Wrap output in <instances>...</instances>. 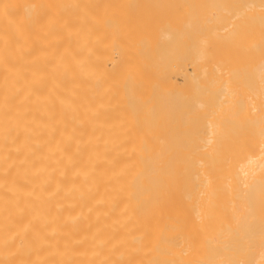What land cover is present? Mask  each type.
<instances>
[{"label":"bare ground","instance_id":"1","mask_svg":"<svg viewBox=\"0 0 264 264\" xmlns=\"http://www.w3.org/2000/svg\"><path fill=\"white\" fill-rule=\"evenodd\" d=\"M0 264H264V0H0Z\"/></svg>","mask_w":264,"mask_h":264}]
</instances>
